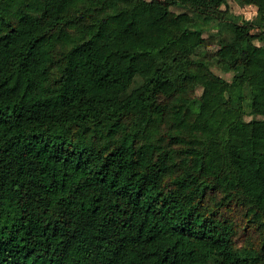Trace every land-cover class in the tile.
<instances>
[{"label": "trees", "instance_id": "16d2710c", "mask_svg": "<svg viewBox=\"0 0 264 264\" xmlns=\"http://www.w3.org/2000/svg\"><path fill=\"white\" fill-rule=\"evenodd\" d=\"M256 6L0 0V264H264Z\"/></svg>", "mask_w": 264, "mask_h": 264}, {"label": "rangeland", "instance_id": "374dc122", "mask_svg": "<svg viewBox=\"0 0 264 264\" xmlns=\"http://www.w3.org/2000/svg\"><path fill=\"white\" fill-rule=\"evenodd\" d=\"M149 1V0H145ZM217 5L221 7H225V5L228 3V6L230 7V11L234 14L240 15L241 20L248 19V20H255L257 17V6H256V0H252L249 4H240L236 2L235 0H216ZM184 10L181 7L176 6H169L167 9V13L164 17V19L169 18L170 16L174 15L176 12ZM261 34V29L259 27H254L251 29V35L253 39L260 43L259 37ZM206 41H208V46L205 47L207 50L208 56L211 58L214 52L218 49L219 45L216 42L211 41L210 37V31L205 32L204 34ZM211 67L212 69L219 75L223 76L227 80H231L233 73L232 72H225L223 71L215 62L214 60H211ZM201 92V87L196 88L192 91V94L194 96L199 95ZM226 90L225 87L222 88V90L219 93L218 96V102L225 104L227 102L226 98ZM186 115L189 119H192L194 114L191 111L186 112Z\"/></svg>", "mask_w": 264, "mask_h": 264}]
</instances>
